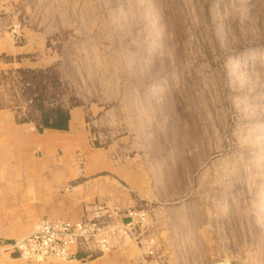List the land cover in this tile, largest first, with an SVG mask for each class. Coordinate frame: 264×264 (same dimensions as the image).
Masks as SVG:
<instances>
[{
    "label": "rangeland",
    "instance_id": "rangeland-1",
    "mask_svg": "<svg viewBox=\"0 0 264 264\" xmlns=\"http://www.w3.org/2000/svg\"><path fill=\"white\" fill-rule=\"evenodd\" d=\"M39 93L79 108L77 167L83 143L128 170L95 174L146 210L162 264H264V0H0V111L37 119ZM117 246L103 264H142Z\"/></svg>",
    "mask_w": 264,
    "mask_h": 264
},
{
    "label": "crops",
    "instance_id": "crops-1",
    "mask_svg": "<svg viewBox=\"0 0 264 264\" xmlns=\"http://www.w3.org/2000/svg\"><path fill=\"white\" fill-rule=\"evenodd\" d=\"M79 111L77 106L69 109L66 128L43 127L41 130H37L31 120L17 121L13 113L0 111V152L4 154L0 160V238L3 240L12 241L21 236L30 223L42 215L77 217L84 205L93 201L116 200L120 206H130L125 198L128 197L126 190L118 188L115 177L108 173L95 174L109 168L123 180H131L124 166L108 163L103 148L82 143L85 156L82 166L77 167L72 162L75 141L83 142V135L89 138ZM123 241L124 238L116 240L113 249L108 251H92L87 255L77 250L62 263L49 257L39 264H77L88 257L90 260L82 264H103L112 250L117 249L119 256L127 255L128 249L117 246ZM18 258L25 259L15 252L0 249V264H18L15 262Z\"/></svg>",
    "mask_w": 264,
    "mask_h": 264
},
{
    "label": "built area",
    "instance_id": "built-area-1",
    "mask_svg": "<svg viewBox=\"0 0 264 264\" xmlns=\"http://www.w3.org/2000/svg\"><path fill=\"white\" fill-rule=\"evenodd\" d=\"M10 30L14 36L20 35L19 22L13 21ZM148 220L146 210L141 207L93 201L84 205L82 213L74 218L37 217L21 236L12 241L0 238V249L35 262L46 257L67 260L77 250L87 255L92 251H108L116 240L128 237L139 248L144 264H162L155 237L147 229Z\"/></svg>",
    "mask_w": 264,
    "mask_h": 264
},
{
    "label": "trees",
    "instance_id": "trees-1",
    "mask_svg": "<svg viewBox=\"0 0 264 264\" xmlns=\"http://www.w3.org/2000/svg\"><path fill=\"white\" fill-rule=\"evenodd\" d=\"M44 88V86L42 87ZM39 89V88H38ZM34 100L37 99V105L39 106L38 118H32L27 115L16 118L17 121L32 120L37 130H41L43 127L54 128H66L68 120V107H64L60 103L44 106L41 102V93L36 94Z\"/></svg>",
    "mask_w": 264,
    "mask_h": 264
},
{
    "label": "bare ground",
    "instance_id": "bare-ground-1",
    "mask_svg": "<svg viewBox=\"0 0 264 264\" xmlns=\"http://www.w3.org/2000/svg\"><path fill=\"white\" fill-rule=\"evenodd\" d=\"M124 238H128V237H124ZM128 239H130V238H128ZM135 244V243H134ZM136 245V244H135ZM139 249V248H138ZM23 258V257H22ZM47 258V257H46ZM49 258V257H48ZM50 258H52V257H50ZM44 260V259H43ZM42 260V261H43ZM42 261H39V262H42ZM60 261H66V260H60ZM35 262V261H34Z\"/></svg>",
    "mask_w": 264,
    "mask_h": 264
}]
</instances>
